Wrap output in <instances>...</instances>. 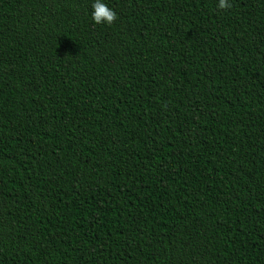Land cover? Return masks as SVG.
<instances>
[{
	"label": "trees",
	"instance_id": "1",
	"mask_svg": "<svg viewBox=\"0 0 264 264\" xmlns=\"http://www.w3.org/2000/svg\"><path fill=\"white\" fill-rule=\"evenodd\" d=\"M0 0V264H264V0Z\"/></svg>",
	"mask_w": 264,
	"mask_h": 264
},
{
	"label": "clouds",
	"instance_id": "2",
	"mask_svg": "<svg viewBox=\"0 0 264 264\" xmlns=\"http://www.w3.org/2000/svg\"><path fill=\"white\" fill-rule=\"evenodd\" d=\"M230 7L231 5L227 3L226 0H219L218 8L226 9ZM92 8V19L97 24L103 21L110 25L117 18L116 13L104 3H102L101 0H95V2L92 4Z\"/></svg>",
	"mask_w": 264,
	"mask_h": 264
}]
</instances>
